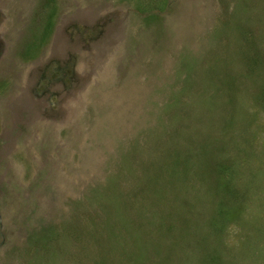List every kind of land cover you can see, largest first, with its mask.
<instances>
[{
    "label": "rangeland",
    "instance_id": "obj_1",
    "mask_svg": "<svg viewBox=\"0 0 264 264\" xmlns=\"http://www.w3.org/2000/svg\"><path fill=\"white\" fill-rule=\"evenodd\" d=\"M0 264H264V0H0Z\"/></svg>",
    "mask_w": 264,
    "mask_h": 264
}]
</instances>
